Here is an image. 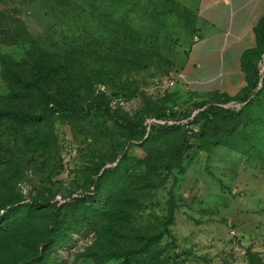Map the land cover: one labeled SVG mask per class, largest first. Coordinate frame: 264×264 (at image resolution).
I'll use <instances>...</instances> for the list:
<instances>
[{
  "label": "rangeland",
  "instance_id": "obj_1",
  "mask_svg": "<svg viewBox=\"0 0 264 264\" xmlns=\"http://www.w3.org/2000/svg\"><path fill=\"white\" fill-rule=\"evenodd\" d=\"M148 5L155 12L136 16L133 28L140 35L130 42L128 57L118 63L97 55L77 58L69 70L72 82L52 87L59 100L90 109V115H57L34 131L0 123V206L62 207L88 197L105 210L99 232L75 236L69 247L51 253L50 264H264V124H255L236 99L239 81L183 72L201 37L195 12L185 11L183 0ZM23 19L33 35L42 32L38 14ZM93 28L96 34L98 25ZM31 54L28 46L0 41L4 111L39 115L45 108L37 91L20 84L33 80ZM259 68L263 78L264 58ZM196 104L240 111L242 127L221 117L218 124L203 123L198 114L204 109ZM170 113L182 120L181 132L150 136L148 128L141 140L117 120L149 127L164 125ZM186 131L192 150L179 159ZM101 164L118 171L102 179ZM50 210L29 227L0 233V264L37 260ZM121 251H131L129 263L112 258Z\"/></svg>",
  "mask_w": 264,
  "mask_h": 264
},
{
  "label": "trees",
  "instance_id": "obj_2",
  "mask_svg": "<svg viewBox=\"0 0 264 264\" xmlns=\"http://www.w3.org/2000/svg\"><path fill=\"white\" fill-rule=\"evenodd\" d=\"M148 1L0 0V41L11 46L30 48L33 80L20 81V84L24 91H37L45 103V108L39 115L4 111L0 108V123L14 122L22 128L30 127L34 131L43 123H50L57 115L66 117L90 115V109H84L75 102L67 104L59 100L52 94V87L57 83L61 86L66 81L72 82L69 70L77 58L86 59L97 55L118 63L128 57L133 46L130 42L134 41L135 36L140 35L133 28L136 16L142 15L145 11L146 14L143 15L149 17L155 12L148 5ZM29 13L38 14L44 23L42 32L36 36L30 32L23 19ZM94 24L98 25L96 34ZM256 35V47L247 51L242 58V71L246 76L247 86L236 96V99L245 104V109L252 112L250 114H254L252 118L255 124H264V74L262 78L259 68L264 58V18L256 28ZM260 84H262L261 88ZM196 107L201 111L204 109L198 114L203 123L218 124L215 120L221 117L227 122L236 124L237 128L242 127L243 119L240 111L216 105L208 107L196 104ZM95 110L102 115H112L102 108ZM175 114L163 116L162 119L166 121L164 125L151 124L149 127L144 124H133L120 117L117 120L125 123L120 125L126 130L138 133L136 137L141 140L148 134V128L150 136L160 131L181 132L182 127L179 122L182 120ZM172 119L174 122L170 124L169 121ZM262 129L264 133V127ZM189 133V131L184 132L183 143L176 152L179 159H184L192 150L187 137ZM117 171L116 168L105 169V164H101L98 168L102 179L111 177ZM96 186L98 187L99 184L97 183ZM49 209H51L52 222L50 229L48 228L49 234L43 252L37 256L36 261L27 264H50L51 253L69 247L74 243L77 235H86V231L89 230L97 231L99 219L105 215V210L88 197L74 199L62 207L57 205L52 207L49 202H33L23 206L8 203L0 206V210L5 211L0 218V233H10L29 227ZM131 256V251H121L114 253L112 258L124 259L129 263Z\"/></svg>",
  "mask_w": 264,
  "mask_h": 264
},
{
  "label": "crops",
  "instance_id": "obj_3",
  "mask_svg": "<svg viewBox=\"0 0 264 264\" xmlns=\"http://www.w3.org/2000/svg\"><path fill=\"white\" fill-rule=\"evenodd\" d=\"M183 5L195 12L202 29L183 72L200 79L237 80V96L247 86L242 58L257 45L264 0H183Z\"/></svg>",
  "mask_w": 264,
  "mask_h": 264
},
{
  "label": "built area",
  "instance_id": "obj_4",
  "mask_svg": "<svg viewBox=\"0 0 264 264\" xmlns=\"http://www.w3.org/2000/svg\"><path fill=\"white\" fill-rule=\"evenodd\" d=\"M179 77H180V75L178 76V78H179ZM170 85H171V86H174V85H175V79H173V80L170 81Z\"/></svg>",
  "mask_w": 264,
  "mask_h": 264
}]
</instances>
